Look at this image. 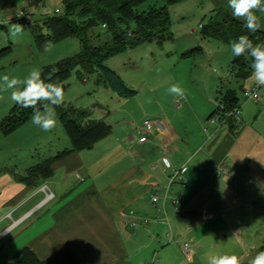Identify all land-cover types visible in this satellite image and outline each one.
I'll use <instances>...</instances> for the list:
<instances>
[{
    "label": "crops",
    "instance_id": "obj_1",
    "mask_svg": "<svg viewBox=\"0 0 264 264\" xmlns=\"http://www.w3.org/2000/svg\"><path fill=\"white\" fill-rule=\"evenodd\" d=\"M0 1L5 10L14 13L17 7L28 8L29 1L33 10L42 8V3L46 2L56 5L54 10L60 4L59 9H63L62 0ZM30 14L33 15V11ZM219 75L199 94L194 115L189 109L184 111L190 105L193 110L191 94H187V103L175 106L173 116L162 109L156 94H149L153 109L144 113L145 117L134 129L114 120L109 109L95 111V118L111 126L110 133L93 147L55 161L51 175L35 184L29 185L21 178L31 166L70 148L67 136L45 138L42 158L26 166L25 171H17V166L4 163L0 158V264H12L13 256L25 246L40 259L68 247L79 264H145L159 249L161 253L167 248L162 235L168 219L179 226L184 223L185 212L200 215L195 197L213 168L215 172L219 168L226 169V172L216 173L225 174L222 182L228 185L234 181L240 187L246 180H261L256 181V185L262 186L264 192V87L258 88L259 98L255 101L246 98L241 90L231 129L228 121L218 115L209 118L215 110L213 92L232 86V82L242 84L243 89L255 83L252 79L248 84L243 83L245 80H237L231 74ZM167 96L172 97L169 93ZM154 115L165 119L168 131L138 143L139 126L145 119L156 117ZM164 157L170 169L185 167L181 177L170 185L171 195L183 197L178 213L168 200L166 214L159 204L152 202L157 185L168 184ZM206 181L211 183L212 179ZM46 191L53 193L50 200H44ZM239 191L233 189L232 197L237 201L232 205L246 201L244 197L239 200ZM160 194L163 195V191ZM197 223L202 226L203 222ZM199 227L194 224L185 232L189 241L195 242L194 233ZM174 240L179 241V238ZM199 248L196 244L193 252Z\"/></svg>",
    "mask_w": 264,
    "mask_h": 264
},
{
    "label": "rangeland",
    "instance_id": "obj_2",
    "mask_svg": "<svg viewBox=\"0 0 264 264\" xmlns=\"http://www.w3.org/2000/svg\"><path fill=\"white\" fill-rule=\"evenodd\" d=\"M28 3L30 6L24 8L26 16L21 20L12 21L13 14L23 7H17L14 13L12 10H5L6 7L0 1V75L9 74L23 79L31 69H41L45 65L73 56L81 49L77 37L50 42L47 50L46 47L39 48L29 24L36 22L42 26V20L47 15L56 14V5L46 2L42 3V8L33 10L32 1ZM33 5H36V1ZM161 6H165L169 13V35L161 40L152 39L128 48L106 61L107 66L137 91L134 96H119L99 83L94 71L87 74L84 80L78 78L73 71L64 88V102L80 109H91L94 118L97 116L96 112L109 109L114 120L134 129L145 117L144 113L153 109L154 103L149 102V94H156L162 109L173 116V109L176 108L173 100H176V97H168L167 94L170 85L176 83L185 90L186 96L191 94L193 110H190V105V108L186 106L184 111L189 109L190 114L194 115L193 111L198 110V96L210 85V81L219 74L230 76L229 69L234 58L230 43L200 34L201 26L209 21L214 11L217 8H225V0H144L136 10L139 14H145ZM57 7H62V4ZM31 11L33 15L30 14ZM257 16L260 28L264 29V13L257 12ZM12 23L24 25L22 34L15 38L9 34ZM42 30L46 31L44 27ZM88 34L93 45L110 39V34L102 25L92 28ZM250 80L251 76L243 83L248 84ZM229 87H234L241 97L237 84L232 82ZM217 96L218 93L213 92V109L218 104L215 99ZM186 101L187 99L181 98V105L187 103ZM13 105L10 92H0V120L8 114ZM207 126L210 129L211 122ZM192 129L195 133L196 129ZM53 130L55 131L52 135L50 131H42L32 123L31 117L9 133H5L0 127V158L4 163L17 166V171H25L26 166L42 158L45 152L42 142L45 138L60 136L61 139V135L67 136L60 120ZM216 172L213 168V171L208 173L204 179L205 184H201L202 189L195 197L200 215L182 216L184 223L179 226L168 219L162 235V241L167 248L161 253L159 249L145 264H208L209 257L215 254H236L241 263H248L257 254V248L264 244V192L262 186L256 185V181L261 180H246L240 184L242 187H238L234 181L229 185L223 183L225 174ZM207 179H212V182L206 181ZM233 189L240 190L239 200L246 198L241 205H232L237 201L232 197ZM197 222H203L202 226ZM194 224L200 227L194 233L197 235L195 242H191L185 232ZM178 238L179 241L174 240ZM185 241H189L193 246H200L197 253L191 252L190 260L182 251Z\"/></svg>",
    "mask_w": 264,
    "mask_h": 264
},
{
    "label": "trees",
    "instance_id": "obj_3",
    "mask_svg": "<svg viewBox=\"0 0 264 264\" xmlns=\"http://www.w3.org/2000/svg\"><path fill=\"white\" fill-rule=\"evenodd\" d=\"M143 1L62 0L63 9L61 13L47 15L42 20V26L39 23L31 22L29 27L37 46L41 49L50 42L69 37H77L81 46L80 51L75 55L43 66L41 68L42 78L47 80L48 74L53 69H57L53 80L65 88L73 71L76 72L78 78L83 80L87 74L94 71L97 74L98 82L119 96H134L137 91L126 84L115 70L107 66L106 61L109 57L128 48L152 39L161 40L169 35L171 23L167 8L161 6L153 8L148 13L139 14L136 8ZM171 1L179 2L181 0ZM224 7L217 8L209 21L201 26L200 34L203 37L216 38L230 43L240 35H248L254 43H264V29L260 28L255 34L248 32L243 26V22L232 16L227 0H225ZM132 23L134 24L133 27L131 26ZM98 25L106 28L110 34V39L102 44L93 45L88 33ZM42 27L46 29L45 32H43ZM251 64L252 59L247 55L234 57L229 69L230 74L237 80L244 81L251 76ZM238 88L244 91L242 84ZM216 100H218L221 108L217 106L209 118L218 115L221 119L228 121L232 129L235 121L233 113L239 105L237 90L220 87ZM33 111L32 108H21L14 104L8 114L0 120L1 129L5 133L13 131L32 117ZM55 111L71 142V147L63 149L27 169L26 175L21 178V181L29 185L50 176L55 161L72 152L93 147L96 142L111 131V126L107 122L92 116L91 109H80L71 103L63 102ZM192 213V211L185 212L184 215ZM259 251H264V244L257 248V253ZM12 259V264H79L76 256L68 247L60 248L51 256L40 259L31 248L25 246Z\"/></svg>",
    "mask_w": 264,
    "mask_h": 264
},
{
    "label": "clouds",
    "instance_id": "obj_4",
    "mask_svg": "<svg viewBox=\"0 0 264 264\" xmlns=\"http://www.w3.org/2000/svg\"><path fill=\"white\" fill-rule=\"evenodd\" d=\"M232 16L243 22V26L255 34L260 30V21L257 12L264 13V0H227ZM20 16H23L21 13ZM24 25L12 23L9 34L15 38L22 34ZM233 57L247 55L252 59L251 79L255 85L264 87V43H254L248 35H240L230 42ZM47 50V45H46ZM57 69H53L47 77L42 78V70L33 68L28 75L19 79L9 74L0 75V92H10V99L21 108H32V123L42 131L53 130L58 123L55 109L64 102V88L53 80ZM168 93L174 97L187 99L185 90L176 83L168 88ZM250 101L259 98L258 92H249ZM208 264H241L236 254H215L208 259ZM248 264H264V251H259Z\"/></svg>",
    "mask_w": 264,
    "mask_h": 264
},
{
    "label": "built area",
    "instance_id": "obj_5",
    "mask_svg": "<svg viewBox=\"0 0 264 264\" xmlns=\"http://www.w3.org/2000/svg\"><path fill=\"white\" fill-rule=\"evenodd\" d=\"M62 10L59 8H56L54 12L56 14L61 13ZM23 14V16H20V14ZM26 16V13L23 9L19 10L18 12L15 13V16L13 17L12 21H18L23 19ZM258 92V87L256 85L244 89L243 94L246 98L249 99L248 93L249 92ZM181 98H176L174 101L176 107H180ZM257 100V99H256ZM255 101V100H254ZM218 106L221 108V105L218 104ZM236 112V110L234 111ZM168 131V125L165 119L161 117H153V118H148L145 119L142 124L139 126V132L140 136L138 137L137 141L138 143H144L149 140L150 137L153 136H158V135H163ZM163 163H164V169L168 171V184L166 186H160L157 185L156 189L152 193V202L156 205H160V210L163 211L166 214V208H165V202L168 200L171 205L172 209L175 213H178L180 210V205L183 200V197L181 194H176V195H171L170 194V185L177 180L178 178L181 177V175L185 171V167H182L180 169H170L169 162L167 158H163ZM226 172L225 168H219L217 170V173L221 172ZM43 189H46V186L43 187ZM160 191H163V195L160 194ZM53 197V193L51 191H46L45 192V199L44 200H50ZM28 216V215H27ZM182 251L186 255L187 259L189 260L191 258V252L193 251V245L188 241L184 242L182 245ZM153 261V260H152ZM150 264V263H149Z\"/></svg>",
    "mask_w": 264,
    "mask_h": 264
}]
</instances>
